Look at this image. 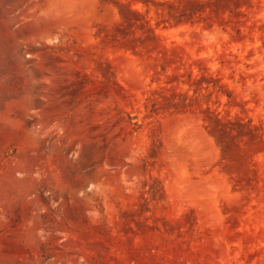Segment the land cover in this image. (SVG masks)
<instances>
[{"label":"rangeland","instance_id":"1","mask_svg":"<svg viewBox=\"0 0 264 264\" xmlns=\"http://www.w3.org/2000/svg\"><path fill=\"white\" fill-rule=\"evenodd\" d=\"M0 264H264V0H0Z\"/></svg>","mask_w":264,"mask_h":264}]
</instances>
